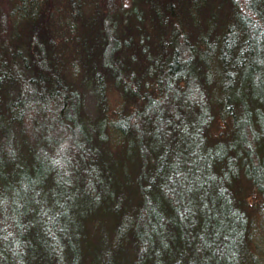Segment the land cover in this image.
<instances>
[{"label": "trees", "instance_id": "obj_1", "mask_svg": "<svg viewBox=\"0 0 264 264\" xmlns=\"http://www.w3.org/2000/svg\"><path fill=\"white\" fill-rule=\"evenodd\" d=\"M130 2L0 0V264H264V0Z\"/></svg>", "mask_w": 264, "mask_h": 264}, {"label": "rangeland", "instance_id": "obj_2", "mask_svg": "<svg viewBox=\"0 0 264 264\" xmlns=\"http://www.w3.org/2000/svg\"><path fill=\"white\" fill-rule=\"evenodd\" d=\"M127 5L131 4L130 0H126ZM91 84V83H90ZM85 88V86L83 87V89ZM87 91V98H86V104H85V108H86V113H90L91 115H93L95 117L96 115V102L95 99L92 97V92H91V86L88 84L87 87L85 88ZM107 91H108V97H109V104H110V108L111 110L113 109H118L121 107L122 102L120 99V92L111 84L108 83V87H107ZM258 241L260 242L261 245L264 246V240L263 242L259 239L258 237Z\"/></svg>", "mask_w": 264, "mask_h": 264}]
</instances>
